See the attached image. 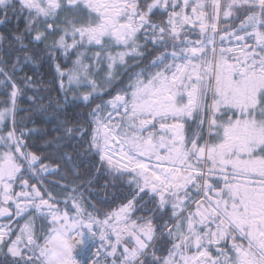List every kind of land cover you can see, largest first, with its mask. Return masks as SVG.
<instances>
[{"label": "snow or ice", "instance_id": "obj_1", "mask_svg": "<svg viewBox=\"0 0 264 264\" xmlns=\"http://www.w3.org/2000/svg\"><path fill=\"white\" fill-rule=\"evenodd\" d=\"M9 24L0 264H81L86 241L87 264H264V0H0ZM45 60L62 98L25 71ZM37 114L58 121L50 151ZM101 178L115 206L87 194Z\"/></svg>", "mask_w": 264, "mask_h": 264}, {"label": "trees", "instance_id": "obj_2", "mask_svg": "<svg viewBox=\"0 0 264 264\" xmlns=\"http://www.w3.org/2000/svg\"><path fill=\"white\" fill-rule=\"evenodd\" d=\"M15 23V22H13ZM12 28V25L9 24L7 26L5 25H0V33H7L9 29ZM19 28L23 29L24 28V22L23 20L20 21L19 23ZM193 39H196V35H192ZM60 63L63 64V61L60 60ZM25 71L28 72L29 75H33L35 72L37 75L43 78V81L45 85L48 88V92L44 93L46 96L51 95L53 98H62L61 94L58 92V87H59V82L57 78V73L54 67V64L51 61L45 60L42 62V66L39 68H35L32 65H28L25 67ZM127 75L124 74L122 75V78L120 81H116L113 84V89L112 92L109 93V95L115 94L116 91L121 89L124 86V83L127 82ZM105 98H108L107 96ZM30 101H28L26 98H22L20 101L21 107L22 108H28L30 105ZM88 109L83 108L82 105L80 104H72L69 103L66 106H63V113L66 115V117L72 121L76 122L77 120H85L86 119V112ZM75 113H82L79 117L75 115ZM20 116L24 115V112L21 111L19 113ZM33 119L35 121V124L29 123L28 127H35L40 129L39 132L36 133L34 139H35V144L33 146L34 151L37 152H45V151H50L51 149H45L41 146L42 141L51 139L52 137L56 136L58 132L56 131L55 126L57 125L58 121H56L51 114L47 115H35L33 116ZM97 157L95 156H88L83 158V162L81 164V169H87L89 172L93 170V165L97 162ZM48 179L50 181H55L61 179L59 174H54L52 176H49ZM104 182V178H101L96 181L95 184V190L87 193L92 202L95 203L98 207L100 208H107L110 206H115L116 203H119L121 199H123V196L126 194V190L124 186H118V189H108V194H109V200H104V190L101 189V185ZM52 190L54 192H59L60 189L58 187L53 186ZM58 189V190H57ZM116 192V199H112V192Z\"/></svg>", "mask_w": 264, "mask_h": 264}, {"label": "built area", "instance_id": "obj_3", "mask_svg": "<svg viewBox=\"0 0 264 264\" xmlns=\"http://www.w3.org/2000/svg\"><path fill=\"white\" fill-rule=\"evenodd\" d=\"M92 247V244L88 241L85 242L84 248L77 253V259L81 261V264H87L88 253Z\"/></svg>", "mask_w": 264, "mask_h": 264}, {"label": "rangeland", "instance_id": "obj_4", "mask_svg": "<svg viewBox=\"0 0 264 264\" xmlns=\"http://www.w3.org/2000/svg\"><path fill=\"white\" fill-rule=\"evenodd\" d=\"M53 175V174H52ZM50 175H48L45 179H46V182H48V181H50L49 179H48V177H49ZM52 188H54V187H52ZM58 190V189H57Z\"/></svg>", "mask_w": 264, "mask_h": 264}, {"label": "flooded vegetation", "instance_id": "obj_5", "mask_svg": "<svg viewBox=\"0 0 264 264\" xmlns=\"http://www.w3.org/2000/svg\"><path fill=\"white\" fill-rule=\"evenodd\" d=\"M131 73H128V75H127V80H128V76L130 75Z\"/></svg>", "mask_w": 264, "mask_h": 264}]
</instances>
